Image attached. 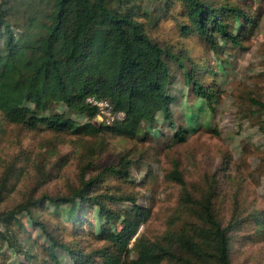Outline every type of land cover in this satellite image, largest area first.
Wrapping results in <instances>:
<instances>
[{"label": "rangeland", "instance_id": "1", "mask_svg": "<svg viewBox=\"0 0 264 264\" xmlns=\"http://www.w3.org/2000/svg\"><path fill=\"white\" fill-rule=\"evenodd\" d=\"M208 1L214 6H238L252 19L244 24L241 16L221 14L228 27L239 33V44L217 33L213 44L195 31L186 33L177 1L165 9L163 0H135L151 13V21L142 18L145 31L168 53L163 60L171 77L172 121L186 129L184 141L175 138L162 113L153 124L145 123V133L132 139L110 133L86 136L29 129L8 122L0 113V264H74L66 250L52 249L26 211H10L42 194L71 193L88 163L87 178L101 175L108 166L119 167L124 159L132 161L129 176L103 173L88 194L133 195L150 209L149 219L138 231L161 239L167 231L196 222L197 203L211 193L217 217L224 225L235 222L230 230L231 264H264V226L250 223L254 213L264 210V109L253 103L254 99L264 102V0ZM184 69L213 90L211 104L186 82ZM50 107L64 109L60 103ZM174 164L192 205L184 203L182 186L167 177ZM103 201L117 212L132 206L122 199ZM79 203L71 216L69 205L50 202L31 206L30 211L59 242L81 252L107 245L97 234L102 228L118 230L120 223L101 217L89 202ZM3 212L8 214L1 216ZM7 233L15 238L16 249L4 239ZM130 256H136V251L131 250ZM96 264H102V259H96Z\"/></svg>", "mask_w": 264, "mask_h": 264}, {"label": "trees", "instance_id": "2", "mask_svg": "<svg viewBox=\"0 0 264 264\" xmlns=\"http://www.w3.org/2000/svg\"><path fill=\"white\" fill-rule=\"evenodd\" d=\"M173 1L181 5L185 19L181 28L186 33L195 31L210 44L215 33L233 44L240 43L239 33L228 27L222 13L241 16L244 24L252 20L238 6H214L208 0H163L164 8ZM142 18L151 21V13L135 0H2L0 113L8 122L29 129L43 127L86 136L110 133L131 139L145 133V123L153 124L162 113L167 126L175 130V138L184 141L186 129L175 127L172 121L171 77L163 60L168 53L147 34ZM184 78L197 95L212 103L213 90H207L185 69ZM88 97L108 100L114 112L123 113L122 118L111 125L95 122L97 109ZM52 103L63 104L64 109H51ZM253 103L264 109L263 101L254 99ZM79 116H84V121H79ZM131 164L130 159H124L119 167L108 166L103 173L124 178L129 176ZM88 166L81 169L79 186L71 193L42 194L10 213L26 211L32 224L51 241L52 249L66 250L74 264H96L98 258L102 264H231L230 230L235 222L224 225L217 217L211 193L197 203L196 222L167 231L161 239H151L138 231L149 219V207L138 204L133 195L88 194L103 175L87 178ZM167 177L182 186L184 203L192 205L177 164ZM121 199L130 201L131 208L117 212L103 201ZM46 202L69 205V216L79 202H89L101 217L119 222L120 228H102L97 235L106 239L107 245L81 252L59 242L46 224L33 216L30 207ZM250 223L263 227L264 210L254 213ZM7 234L4 239L16 249L15 238L13 241V235ZM131 250L136 256H130Z\"/></svg>", "mask_w": 264, "mask_h": 264}, {"label": "built area", "instance_id": "3", "mask_svg": "<svg viewBox=\"0 0 264 264\" xmlns=\"http://www.w3.org/2000/svg\"><path fill=\"white\" fill-rule=\"evenodd\" d=\"M87 101L96 107L97 115L95 118L101 119V123L111 125L115 120L123 116L122 112H114L112 110V104L108 100L88 97Z\"/></svg>", "mask_w": 264, "mask_h": 264}]
</instances>
